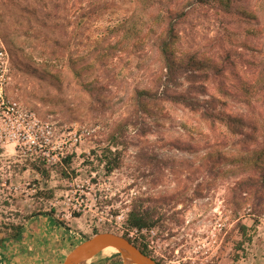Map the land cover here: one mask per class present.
Here are the masks:
<instances>
[{
	"label": "rangeland",
	"instance_id": "374dc122",
	"mask_svg": "<svg viewBox=\"0 0 264 264\" xmlns=\"http://www.w3.org/2000/svg\"><path fill=\"white\" fill-rule=\"evenodd\" d=\"M188 1H173L187 11L180 48L202 68L194 79L184 67L172 88L223 101L217 111L246 122L236 133L205 118L204 101L196 113L168 101L159 110L151 94L144 108L131 100L137 89H163L153 39L99 60L137 0H0V239L23 226L52 264L105 231L160 264H264L263 173L248 160L264 147V0L229 9ZM108 150L121 152L110 172ZM69 198L87 206L67 219ZM133 209L155 224L128 226ZM95 260L123 262L116 250Z\"/></svg>",
	"mask_w": 264,
	"mask_h": 264
},
{
	"label": "trees",
	"instance_id": "16d2710c",
	"mask_svg": "<svg viewBox=\"0 0 264 264\" xmlns=\"http://www.w3.org/2000/svg\"><path fill=\"white\" fill-rule=\"evenodd\" d=\"M174 0H137L136 7L130 17L124 22L118 24L115 31H122V34L118 36L115 41L110 42L104 49L99 52V60L102 62L113 58L118 52L124 53L128 47L137 48L144 41L151 38L153 44L156 46L158 55L161 61V81L162 91H157L155 95L150 90L135 91V95L132 96V101L135 99V103L139 107H147L148 104H144L145 99H151L154 101V106L159 110H163L162 102L166 101L173 104H180L189 110L199 113L201 110V103H206L204 107L208 108V116L204 117L209 119L213 118L221 123L228 125L234 133L238 132L242 126L246 125L242 116H232L224 111H217L214 105L216 103L225 104L223 101L217 98H207L202 100L198 94L191 93L189 91L182 92L172 88L175 85L179 88L182 84L178 79L181 74V70L184 67L191 66L192 78H197L196 70L202 68L201 61L197 56H191L186 60L184 52L180 48L181 33L178 31V25L182 18L187 15L186 6L179 7L178 1ZM233 3V0H189V5H212L224 7L229 9ZM98 46H102L101 42L96 41ZM82 71H76V76L80 80ZM191 78V79H192ZM196 81V80H194ZM257 92H264V67L260 72V77L257 80ZM201 87V86H200ZM203 90V89H200ZM172 92V93H169ZM197 93H202L199 90ZM144 100H141V99ZM157 101V102H156ZM151 104V102H149ZM255 129V127H254ZM114 157L107 162V170L110 172L118 167L121 152L114 153L108 150ZM251 159L249 164H252L254 169L260 170L263 173L264 180V147L251 150ZM116 154V155H115ZM108 157V156H107ZM264 184V181H263ZM155 224V221L151 218L148 212H141L137 209H133L129 214L127 225L136 227H151ZM18 230L9 236L14 240H20L24 238L23 226H17ZM125 237L127 235L124 234ZM129 238V237H127ZM4 241L8 238H3ZM130 239V238H129ZM131 240V239H130ZM132 241V240H131ZM133 242V241H132ZM144 253L151 255L146 246H142L133 242ZM159 262V261H158ZM160 263V262H159Z\"/></svg>",
	"mask_w": 264,
	"mask_h": 264
},
{
	"label": "water",
	"instance_id": "95a60500",
	"mask_svg": "<svg viewBox=\"0 0 264 264\" xmlns=\"http://www.w3.org/2000/svg\"><path fill=\"white\" fill-rule=\"evenodd\" d=\"M4 243L0 239V246ZM115 248L122 256V264H160L153 256L144 253L124 235L105 231L86 239L66 256L62 264H92L107 248Z\"/></svg>",
	"mask_w": 264,
	"mask_h": 264
},
{
	"label": "crops",
	"instance_id": "0c3cea01",
	"mask_svg": "<svg viewBox=\"0 0 264 264\" xmlns=\"http://www.w3.org/2000/svg\"><path fill=\"white\" fill-rule=\"evenodd\" d=\"M43 249L44 246L39 247L38 243L31 242L28 236L20 241L10 238L0 246V264H52V255ZM45 249L53 252L55 256L61 255L58 247L46 246ZM25 250L30 251L22 254ZM92 264H97V260Z\"/></svg>",
	"mask_w": 264,
	"mask_h": 264
},
{
	"label": "built area",
	"instance_id": "2783aa9c",
	"mask_svg": "<svg viewBox=\"0 0 264 264\" xmlns=\"http://www.w3.org/2000/svg\"><path fill=\"white\" fill-rule=\"evenodd\" d=\"M4 50L0 47V60L4 58ZM3 98V88L0 86V99ZM12 110H15L14 107L10 108ZM82 135L83 134H78L77 132L75 133V142H81L82 141ZM30 139H32L33 145H37V141L33 139V136H30ZM32 145V144H31ZM67 204L69 205L66 218L70 219L73 217V214L75 211H83L85 210V207L87 206L85 203V200L82 199L81 201L77 199L76 201L73 200L72 198H69L67 201ZM138 230V229H136Z\"/></svg>",
	"mask_w": 264,
	"mask_h": 264
},
{
	"label": "bare ground",
	"instance_id": "6f19581e",
	"mask_svg": "<svg viewBox=\"0 0 264 264\" xmlns=\"http://www.w3.org/2000/svg\"><path fill=\"white\" fill-rule=\"evenodd\" d=\"M113 250H116V249L110 247V248H107V249H105L104 251H102L101 254L110 255V253H111ZM116 251H117V250H116ZM101 254H99V255H101ZM99 255H98V256H99Z\"/></svg>",
	"mask_w": 264,
	"mask_h": 264
}]
</instances>
